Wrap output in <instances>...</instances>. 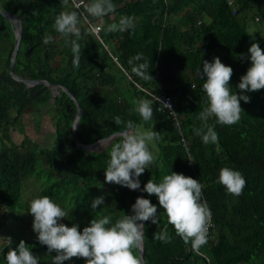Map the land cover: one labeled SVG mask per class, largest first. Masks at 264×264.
I'll use <instances>...</instances> for the list:
<instances>
[{
  "label": "trees",
  "instance_id": "obj_1",
  "mask_svg": "<svg viewBox=\"0 0 264 264\" xmlns=\"http://www.w3.org/2000/svg\"><path fill=\"white\" fill-rule=\"evenodd\" d=\"M227 1L113 0L114 14L92 20V24L104 26L98 31L101 41L81 20L80 66L74 68L70 45H65L53 28L61 11L76 10L69 0L67 4L62 0H0V8L15 13L21 23L13 72L22 78L45 79L67 88L81 108L76 128L78 142L86 144L119 132L116 116L160 133L155 147L150 148L155 162L139 177L142 196L157 206L159 218V225L143 222L144 264H264V89L244 93L250 96V102H240L244 112L236 125L221 126L214 118L197 119L205 97L203 81L198 76L202 62L219 57L230 66V86L240 94L237 85L251 63L247 59L249 47L258 43L264 50V37L256 39L244 25L246 15L264 23V0ZM123 15L135 18L134 30H105L107 24L118 22ZM12 28L0 14V38L10 39L0 67V207L28 213L29 206L21 201L20 191L22 181L34 175L43 180L36 197L49 196L68 211L64 224L69 227L78 224L82 231L94 217L110 215L115 220L124 213L130 215L135 192L105 182L110 144L98 151L75 146L71 123L76 108L72 99L62 90L52 95L43 84L25 88L9 75ZM45 35H51L53 41L44 44ZM139 53L149 62L153 79L144 80L132 72L128 61ZM240 54L245 59L241 60ZM144 89L156 95L169 94L176 120L167 111L157 109ZM141 99L152 103L153 117L148 122L134 111ZM34 108L51 111L53 132L49 147L39 146L28 137L19 143L9 139L7 131L20 124L21 113ZM207 125L214 126L217 143L205 145L194 134L193 128ZM189 156L195 163L187 160ZM222 167L238 170L245 177L246 186L239 197L228 194L216 182ZM171 172L190 176L204 185L202 195L212 217L208 242L198 251L176 235L158 199L142 191L148 180L158 183ZM99 196L104 197V204L92 209V200ZM3 218L2 211L0 230ZM165 228L171 243L154 240V233ZM4 234L11 238L13 248L25 241L39 257L38 264H51L55 253L49 254L36 237L27 240L13 232ZM6 244L4 241L0 245V264H5ZM65 264L86 262L73 258Z\"/></svg>",
  "mask_w": 264,
  "mask_h": 264
},
{
  "label": "clouds",
  "instance_id": "obj_2",
  "mask_svg": "<svg viewBox=\"0 0 264 264\" xmlns=\"http://www.w3.org/2000/svg\"><path fill=\"white\" fill-rule=\"evenodd\" d=\"M67 4L68 0H62ZM79 5H77V8ZM84 11H61L54 20V30L64 39L65 45H70L73 54L74 68L80 66L81 47L78 41L82 37L81 20L90 26V32H96L97 26L92 20H101L116 11L113 0H88L83 5ZM91 18V19H89ZM135 18L123 15L118 22L109 23L106 31L109 33L134 30ZM101 27H104L101 25ZM53 41L51 35H45L43 43ZM250 66L240 77L237 88L240 94L233 92L230 80L233 69L214 57L212 62L204 60L202 69L198 71L203 81L202 89L205 93L204 107L198 113L197 119L207 121L214 118L221 126H233L240 122L241 101L250 102V93L264 89V50L258 43H252L248 49ZM240 59H245L240 54ZM143 61V62H141ZM132 72L144 80L153 79L149 74L150 64L144 59L143 53L130 58ZM170 111L171 105L162 103ZM135 113L148 122L153 117L152 103L148 99L136 102ZM117 126H121L119 136L110 141L109 159L104 171L105 182L126 187L130 190H141L139 177L150 165L155 157L149 145L160 139V133L154 130H143L132 120L124 121L120 116L114 118ZM77 124L73 127L76 129ZM205 145L218 142V134L214 126L193 128ZM195 163L191 156L187 159ZM222 185L226 192L232 196L242 195L246 186L245 177L238 170L222 167L216 181ZM204 185L197 179L185 176L182 173L171 172L164 175L160 182L152 179L144 185L142 191L158 199L160 208L167 217V222L173 226L175 233L185 244H191L194 251H198L208 242L209 227L211 225V209L203 199ZM104 204V197H95L91 208L97 209ZM33 217L32 229L39 244L47 247L51 257V264H65L73 258L84 259L86 264H141L137 255L145 239V224L138 222L151 221L159 225L157 206L149 199L137 197L131 206V214L113 220L110 215L94 217L82 231L78 224L71 227L61 221L67 219L69 213L49 196L35 197L29 202V212ZM8 248L4 257L5 264H38L39 257L30 250L29 245L21 240L13 248L11 238H4ZM154 240L171 243L167 228L154 233ZM3 249H0L2 254Z\"/></svg>",
  "mask_w": 264,
  "mask_h": 264
},
{
  "label": "rangeland",
  "instance_id": "obj_3",
  "mask_svg": "<svg viewBox=\"0 0 264 264\" xmlns=\"http://www.w3.org/2000/svg\"><path fill=\"white\" fill-rule=\"evenodd\" d=\"M99 21V20H98ZM244 25L248 32L254 33V37L256 39H260L264 37V23L254 22L250 15L244 16ZM258 32H255V31ZM10 44V39L7 40L6 38H0V67L3 65L4 56L7 52V47ZM56 63L55 61L53 62ZM39 109L41 108H34L30 112L32 113L31 117L32 120L37 122L39 120ZM43 111V110H42ZM11 112V111H10ZM46 116L48 118V121H51L52 115L51 111L45 110L44 111ZM11 114H14V110L11 112ZM141 126L143 130H148L147 128L143 127L141 124H138ZM16 127L22 131L20 125H16ZM44 127H48V123L44 124ZM53 130V129H51ZM52 131H50L47 128H43L40 132L38 131L37 135H29V137L32 139L33 142L37 143L39 146L42 147H49L51 145L52 140ZM151 149L155 147L154 142L149 145ZM40 166V165H38ZM37 167V166H36ZM43 180L37 179L34 177V175L28 176L25 180L22 181V189L20 191V199L23 203H25L27 206H29L30 200L36 197V194L41 188ZM12 210V211H11ZM27 212H29V208L26 207ZM4 212V222L1 226L0 230V245L4 241H6L7 236L4 234L6 232H13L16 235H18L21 238L32 240L34 237H36V234L33 232L32 229V222L33 217L26 213L25 211L19 210L17 208H8L7 210L2 209L0 207V214ZM22 214V215H20ZM64 223V220L61 221Z\"/></svg>",
  "mask_w": 264,
  "mask_h": 264
},
{
  "label": "water",
  "instance_id": "obj_4",
  "mask_svg": "<svg viewBox=\"0 0 264 264\" xmlns=\"http://www.w3.org/2000/svg\"><path fill=\"white\" fill-rule=\"evenodd\" d=\"M0 14L2 16H4L12 24V27H13L12 28V30H13V43H12V49H11V53H10V57H9V64H8L9 75L14 80L22 82L24 84L25 88L30 87V86L35 85V84H43V85H46L50 89L52 95L58 93L59 90L64 91L66 93V95H68L69 98L72 99V102L74 103L75 108H76L75 116H74V119L71 123V135H72V139H73L75 146L78 149H83L86 151H98L101 148L106 147L110 141H112L116 136L119 135L120 131L115 132V133H111L105 137L99 138L97 140H94V141H92L90 143H86V144L80 143L76 140V129L73 130V127L76 124L78 125V120L80 117L81 108H80L78 102L74 99V97L71 95V93L67 90V88L65 86H62V85L57 84V83H50V82L46 81L45 79L22 78L13 72L12 67H13V61L15 58V54L17 52V48L19 45L21 23H20V19L18 18V16L13 12H10V11H7V10L0 8ZM76 128H77V126H76ZM139 181H140V178H139ZM140 186H141V184H140ZM134 192H135V201H136L137 197H143L141 190H135ZM139 223H143V222H139ZM137 255L141 260V264H144L143 258H142V247L138 250Z\"/></svg>",
  "mask_w": 264,
  "mask_h": 264
},
{
  "label": "crops",
  "instance_id": "obj_5",
  "mask_svg": "<svg viewBox=\"0 0 264 264\" xmlns=\"http://www.w3.org/2000/svg\"><path fill=\"white\" fill-rule=\"evenodd\" d=\"M42 110H40L39 120L37 122L32 120L31 117L32 113L30 112L31 110H26V112L21 113L19 125L21 126L22 131H20L16 127V125L11 126L7 131L9 139L14 143H19L24 137H28L29 139H31L29 135L35 136L38 134V131L40 132L43 128H47L53 132V130H51L53 129L52 127L53 118L51 119V121L45 119L48 118L44 112L46 109H42ZM46 123H48V127H44V124ZM5 142L7 143V141Z\"/></svg>",
  "mask_w": 264,
  "mask_h": 264
},
{
  "label": "built area",
  "instance_id": "obj_6",
  "mask_svg": "<svg viewBox=\"0 0 264 264\" xmlns=\"http://www.w3.org/2000/svg\"><path fill=\"white\" fill-rule=\"evenodd\" d=\"M69 1L71 2V4L74 6V8L77 11H80V12H83L84 11L83 5L85 3H84L83 0H69ZM227 2H228V4H231L232 3L231 0H228ZM77 5H79L78 8H77ZM82 21L85 22L84 20H82ZM85 23L89 26V24L87 22H85ZM95 25L97 26V29L98 30L96 32H94V34L101 41V39L98 36V31L101 28V24L99 22H96ZM113 59L115 60L114 57H113ZM144 91L151 96V98H152L153 101H155L157 109L162 110V111H164V110L167 111L174 118V120H176L175 119V114L172 113L167 106H165L164 104H162V103H168V104H170L171 105V110L174 112L173 105H172V100H171V97H170L169 94H167L165 92H161L160 94L156 95V94H153V93L149 92L147 89H144Z\"/></svg>",
  "mask_w": 264,
  "mask_h": 264
},
{
  "label": "bare ground",
  "instance_id": "obj_7",
  "mask_svg": "<svg viewBox=\"0 0 264 264\" xmlns=\"http://www.w3.org/2000/svg\"><path fill=\"white\" fill-rule=\"evenodd\" d=\"M139 223V222H138Z\"/></svg>",
  "mask_w": 264,
  "mask_h": 264
}]
</instances>
